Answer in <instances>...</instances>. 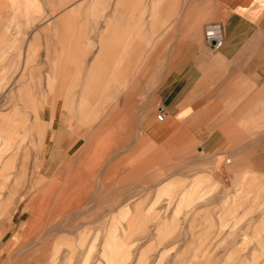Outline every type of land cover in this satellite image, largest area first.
Segmentation results:
<instances>
[{"label":"rangeland","instance_id":"obj_1","mask_svg":"<svg viewBox=\"0 0 264 264\" xmlns=\"http://www.w3.org/2000/svg\"><path fill=\"white\" fill-rule=\"evenodd\" d=\"M5 59L0 45V264H264V170L251 172L249 158L226 162L228 156L182 158L165 151L167 156L154 158L150 166L132 168V158L122 156L133 143L143 146L138 140L143 113L148 106L153 116L158 112L151 92L162 78L152 79L151 86L142 78L137 110L128 111L136 122L131 136L136 142L123 143L122 117L114 115L115 102L120 114L126 95L118 93L116 79H97L93 89L101 92L92 103L80 93L88 89L86 79L14 77L29 73L32 63ZM41 64L46 74L55 73V62ZM110 81L114 85H107ZM50 88L62 92V100L74 98L73 115L37 109L45 106L40 102ZM56 117L52 131L62 134L60 160L50 164L48 153H38L37 134ZM72 118L91 129L86 140L72 143ZM259 121L264 123V115ZM165 133L162 127L158 137ZM251 147L248 153L257 155L252 166L264 169V143ZM38 158L46 159V173L32 169ZM81 159L89 162L86 197L59 216L49 210L37 214L36 187L55 178L62 183ZM26 191L34 195L29 200ZM44 194L51 199L56 190ZM16 234L20 244L12 242Z\"/></svg>","mask_w":264,"mask_h":264},{"label":"crops","instance_id":"obj_2","mask_svg":"<svg viewBox=\"0 0 264 264\" xmlns=\"http://www.w3.org/2000/svg\"><path fill=\"white\" fill-rule=\"evenodd\" d=\"M4 2L0 45L5 47V60L32 63L25 70L29 73L12 76L84 78L88 89L80 93L88 95L92 103L101 92L93 89L97 79H116L121 88L118 93L126 95L120 114L119 102H115L118 111L114 115L117 120L122 117L123 143L134 134L136 122L128 111L137 110L135 95L142 93V78L149 79L150 86L152 79L162 78L151 93L157 98L158 112L162 108L165 117L158 120V112L153 116L151 106L143 113V137L138 139L143 146L133 143L122 155L132 158V168L135 164L148 167L154 158L167 156L162 152L171 151L182 158L228 156L226 162H232L231 157H247L251 172L264 170L252 166L257 155L248 153L253 143H264V123L259 121L264 115V0ZM209 22L222 25L224 44L220 48L205 38ZM45 62L56 63L55 73H45L41 64ZM61 93L48 89V98L40 102L45 106L37 109H66L73 115L74 98L62 100ZM56 119L37 134L38 153H48L50 164L60 160L62 134L52 131L58 125ZM80 124L72 118L70 127L76 135L72 143L86 140L91 130L80 128ZM162 127L166 133L158 137ZM49 140L52 144H47ZM192 151L197 154H190ZM140 158L144 161L137 163ZM45 160L38 158L32 169L46 173ZM87 168L89 162L81 159L62 183L55 178L36 187L37 214L49 210L59 216L72 210L77 199L86 197L90 183ZM45 189L56 190L55 197L46 199ZM25 195L28 200L34 196L27 191ZM28 200L25 205L30 204ZM19 241L17 234L12 237L14 244Z\"/></svg>","mask_w":264,"mask_h":264},{"label":"built area","instance_id":"obj_3","mask_svg":"<svg viewBox=\"0 0 264 264\" xmlns=\"http://www.w3.org/2000/svg\"><path fill=\"white\" fill-rule=\"evenodd\" d=\"M204 34L207 41H209L215 48H220L224 44V35L222 25L219 22H209L205 25ZM165 111L161 108L157 113V119L163 121Z\"/></svg>","mask_w":264,"mask_h":264}]
</instances>
